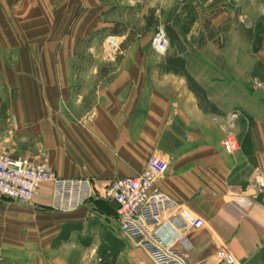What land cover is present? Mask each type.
<instances>
[{"label":"crops","instance_id":"0c3cea01","mask_svg":"<svg viewBox=\"0 0 264 264\" xmlns=\"http://www.w3.org/2000/svg\"><path fill=\"white\" fill-rule=\"evenodd\" d=\"M119 1L126 8L120 36L112 24ZM138 3L0 0V153L45 162L61 179H89L98 194L159 156L168 169L156 187L204 221L174 251L188 264H218L220 249L235 264H264V86L237 95L218 49L211 50L222 61L200 68L186 51L156 55L146 28L129 24ZM102 26L119 39L110 61H98L91 44ZM249 54L264 69V48ZM181 70L204 73L190 74L188 84ZM227 132L239 142L231 154L221 145ZM51 189L39 187L33 208L0 198V264H154L120 232L112 204L93 199L75 212H54ZM54 215L69 227L60 250L51 255L45 244L33 256V225Z\"/></svg>","mask_w":264,"mask_h":264},{"label":"built area","instance_id":"2783aa9c","mask_svg":"<svg viewBox=\"0 0 264 264\" xmlns=\"http://www.w3.org/2000/svg\"><path fill=\"white\" fill-rule=\"evenodd\" d=\"M151 49L156 55L166 54L168 39L162 27L155 29ZM221 145L227 154L239 148L232 132L226 133ZM167 169L165 160L152 156L141 175L116 179L98 194L89 179H61L45 162L34 163L27 156L0 153V198L29 207L39 187L49 183L52 185L49 208L54 212H75L93 199L107 202L114 206L120 232L142 247L154 264H188L174 251V246L188 231L202 228L204 221L156 187L155 181ZM256 192L260 194L263 189L257 186ZM236 203L246 207L252 204L248 199H238ZM167 230L172 234L164 237ZM214 257L218 264H235L223 249L217 250Z\"/></svg>","mask_w":264,"mask_h":264},{"label":"rangeland","instance_id":"374dc122","mask_svg":"<svg viewBox=\"0 0 264 264\" xmlns=\"http://www.w3.org/2000/svg\"><path fill=\"white\" fill-rule=\"evenodd\" d=\"M122 3L123 1L117 3L112 23L113 31L119 36L125 30L121 19L126 13V8L125 5H121ZM135 10L131 14L134 18L130 19L129 24L133 28L137 24L141 28H146L144 35L150 34V48L155 29L162 27L165 30L168 39L166 58L186 51L187 61L200 68L202 64L208 62L222 61L220 55L212 53L211 50L218 49L219 52H224V61L228 64L226 66L228 71L224 72L225 77L236 78L237 95L244 97L245 91L249 90L247 93H250L257 85L264 86V69L249 59L252 57L249 52L264 48V0H139ZM109 33V31L106 33V28L102 26L97 38L91 43L97 49L98 61L112 60L117 50L119 39L108 38ZM110 39L116 40L114 48L110 45ZM149 61L156 63L158 60L151 54ZM236 64L244 71L239 73L230 69L236 67ZM182 68L184 69V66ZM176 72L184 76L188 84L191 80L190 74L196 77L204 73L192 71L189 74L186 70ZM15 206L22 207L18 204ZM29 207L33 208L36 205L33 202ZM67 224L65 218L54 215L33 225L34 229L38 227V231H34L38 236L35 234L33 237L32 255L36 256L40 253L39 250L44 252L47 249L49 254H57L60 250L57 241L64 231H68ZM36 239L43 240V247L39 242H35ZM45 244H48L46 250ZM80 249L85 248L79 247L78 254ZM77 253L70 252V256L74 257L73 255H78ZM17 257L25 256L20 252Z\"/></svg>","mask_w":264,"mask_h":264},{"label":"bare ground","instance_id":"6f19581e","mask_svg":"<svg viewBox=\"0 0 264 264\" xmlns=\"http://www.w3.org/2000/svg\"><path fill=\"white\" fill-rule=\"evenodd\" d=\"M112 39H110V45H111L112 48H114V46L116 45V40L115 39L112 40Z\"/></svg>","mask_w":264,"mask_h":264},{"label":"trees","instance_id":"16d2710c","mask_svg":"<svg viewBox=\"0 0 264 264\" xmlns=\"http://www.w3.org/2000/svg\"><path fill=\"white\" fill-rule=\"evenodd\" d=\"M175 62L177 64L179 63V67H180V65L183 66V63H184V61H182L181 59H177Z\"/></svg>","mask_w":264,"mask_h":264}]
</instances>
